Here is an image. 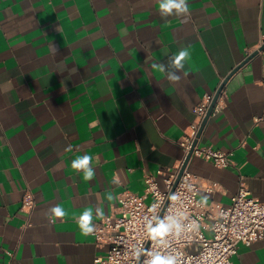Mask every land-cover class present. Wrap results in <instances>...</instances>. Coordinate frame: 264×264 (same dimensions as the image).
I'll list each match as a JSON object with an SVG mask.
<instances>
[{"label": "crops", "instance_id": "0c3cea01", "mask_svg": "<svg viewBox=\"0 0 264 264\" xmlns=\"http://www.w3.org/2000/svg\"><path fill=\"white\" fill-rule=\"evenodd\" d=\"M188 3V16L162 19L159 0H0V264H95L108 247L81 233L80 213L116 217L123 192L144 195L148 176L164 189L158 172L179 169L203 98L264 45V0ZM180 49L189 57L171 82L153 65ZM224 90L200 145L232 152V165L192 159L216 188L199 199L230 206L244 182L264 202V50ZM84 154L92 181L71 167ZM233 262L264 264V241Z\"/></svg>", "mask_w": 264, "mask_h": 264}, {"label": "built area", "instance_id": "2783aa9c", "mask_svg": "<svg viewBox=\"0 0 264 264\" xmlns=\"http://www.w3.org/2000/svg\"><path fill=\"white\" fill-rule=\"evenodd\" d=\"M215 95L216 93L203 98L195 111L198 121L191 125L193 134L178 142L184 151L179 169L170 172L163 169L158 172V176L163 177L164 189L157 177L148 176L144 195L123 192L118 199V216L105 217L96 224L92 236L98 247H108V250L104 255L96 257L95 264H137L132 256L133 248L141 245L145 249L155 246L146 232V221L163 219L175 211H183L200 225L199 231L189 229L178 238H169L170 249L180 253L185 264H234L233 259L238 255L241 245L249 247L264 241V202L254 198L244 182H241L230 206L216 202L200 204V192L213 194L216 188L214 185H203L199 177L191 172L192 159L201 158L217 168L232 165V152L201 146L200 139L194 146ZM225 97L226 91L223 89L211 117L221 113ZM260 121L259 119L257 123ZM190 155L191 160L182 172ZM170 195H175L178 199H171ZM34 208L35 201L28 193L23 201V209L30 213ZM207 231L212 233L211 237L206 235ZM144 259V256L140 257V264Z\"/></svg>", "mask_w": 264, "mask_h": 264}, {"label": "clouds", "instance_id": "9594fccd", "mask_svg": "<svg viewBox=\"0 0 264 264\" xmlns=\"http://www.w3.org/2000/svg\"><path fill=\"white\" fill-rule=\"evenodd\" d=\"M159 13L162 19L170 16L184 17L188 16V0H159ZM189 57L187 49H180L178 54L170 58V65L154 64L153 68L163 72L166 78L171 82H179L181 76L179 73L184 69V61ZM92 156L84 154L71 161V167L78 173L83 174L85 181H92L95 176V169L91 166ZM113 183H116L114 180ZM111 192L107 194V200L113 199ZM171 199H178L175 195ZM208 196H203L201 205H206ZM51 216L62 219L67 213L59 204L49 210ZM94 215L96 218L103 219L105 212L102 208H87L80 213L77 223L81 233L85 236L91 235L95 231ZM200 225L197 220L190 219L183 211H175L174 214L165 216L163 219H148L145 224L149 239L154 242V247L145 249L142 245L134 247L132 256L137 264H140V257L144 256L142 264H185L180 253L170 249L169 238H178L184 235L189 229L199 231ZM159 246V247H156ZM160 248L168 250L161 251Z\"/></svg>", "mask_w": 264, "mask_h": 264}, {"label": "water", "instance_id": "95a60500", "mask_svg": "<svg viewBox=\"0 0 264 264\" xmlns=\"http://www.w3.org/2000/svg\"><path fill=\"white\" fill-rule=\"evenodd\" d=\"M264 50V45L262 46V47H260V49L257 51V52H255V53H253L252 55H250L241 65H239L228 77H227V79L224 81V83L220 86V88L218 89V91H217V93H216V95H215V98H214V100H213V102H212V104H211V106H210V109H209V111H208V113H207V115H206V117H205V119H204V121H203V123H202V125H201V128H200V130H199V132H198V134H197V137H196V141L194 142V146L198 143V141H199V139H201V137H202V135H203V133H204V130H205V128H206V126H207V124H208V122H209V119L211 118V115H212V111H213V108H214V106H215V104H216V102H217V100H218V98H219V96H220V94H221V92L223 91V89L225 88V85H226V83H227V81L231 78V76L235 73V72H237L242 66H244L247 62H249L251 59H253L254 57H256L260 52H262ZM189 160H191V155L188 157V159H187V161H186V163H185V165H184V168H183V170H182V172L184 171V169H185V167H186V165H187V163L189 162ZM182 172H181V174H180V176H179V179H180V177H181V175H182ZM179 179H178V181H179ZM178 181L176 182V184L178 183ZM171 195H172V193H171ZM171 195H170V197H171Z\"/></svg>", "mask_w": 264, "mask_h": 264}, {"label": "rangeland", "instance_id": "374dc122", "mask_svg": "<svg viewBox=\"0 0 264 264\" xmlns=\"http://www.w3.org/2000/svg\"><path fill=\"white\" fill-rule=\"evenodd\" d=\"M206 235H207L208 237H211V236H212V233H211V232H206Z\"/></svg>", "mask_w": 264, "mask_h": 264}]
</instances>
